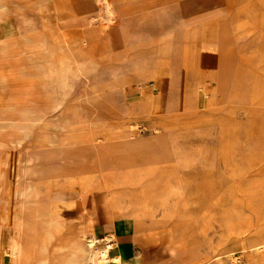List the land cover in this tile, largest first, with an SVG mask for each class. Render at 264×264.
Masks as SVG:
<instances>
[{"label":"rangeland","instance_id":"1","mask_svg":"<svg viewBox=\"0 0 264 264\" xmlns=\"http://www.w3.org/2000/svg\"><path fill=\"white\" fill-rule=\"evenodd\" d=\"M72 1L75 17L66 18L53 0H0V264H10L15 241L13 264H87L81 243L93 230L97 248L110 237L112 258L122 255L109 264H193L170 252L182 229L160 227L166 258L147 245L139 254L90 222L79 196L101 187L123 197L127 219L151 211L154 195L141 184L115 173L96 183L136 161L137 176L151 184L163 172L214 168L221 191L211 193L209 182L187 194L177 180L174 201L196 208H185V220L216 253L245 252L232 240L264 232V0ZM44 47L57 61L29 58ZM216 47L234 56L221 60ZM245 77L248 103L232 102L226 88L234 83L243 94L234 80ZM188 96L198 105L188 106ZM192 135L216 146L188 142ZM93 164L101 173L89 180ZM141 225L153 241L154 217ZM229 256L227 264L248 263L245 253Z\"/></svg>","mask_w":264,"mask_h":264},{"label":"crops","instance_id":"2","mask_svg":"<svg viewBox=\"0 0 264 264\" xmlns=\"http://www.w3.org/2000/svg\"><path fill=\"white\" fill-rule=\"evenodd\" d=\"M53 2H57V4L59 5L60 9L62 7L64 11L63 14H61L60 16L62 17H75V11H74V5H73V1L72 0H53ZM56 4V7H57ZM62 10V9H61ZM75 23L77 24V19L75 20ZM89 25V23H88ZM87 26V25H85ZM216 49L219 51V53L221 54L220 59L224 60L226 58L231 59L234 56L233 51H228L227 54L223 53V51L220 49V47H216ZM226 56V57H224ZM231 82H233V80H231ZM234 82L239 83V86H242V93H238L237 90H240L239 87L236 89L233 88L234 83L232 84V86L226 88V92H228L229 97H231V101L232 102H236L238 104H246L249 101V92H250V88H251V82H249V77H245L243 80L240 79H235ZM188 99L191 100V103L188 104V106H191L192 104H197L199 103V99L197 97H190L188 96ZM245 100V101H244ZM164 134V135H163ZM160 135V139H165V141H168V134L165 135V133H163ZM163 136H166L163 138ZM194 140H201L204 141L205 144L206 142H210L211 144H206V145H210L213 148L216 146V142L212 141V139H203L201 138V136H193L188 140V142L190 141H194ZM211 140V141H210ZM169 149L168 151H162L160 152L158 155L159 156H163L165 158H167ZM158 156V157H159ZM153 157V156H152ZM155 160L159 159L156 157H153ZM234 164V161L232 162ZM134 166L139 165V162L136 161L133 163ZM208 169H210V171H208L205 174V167H200L197 169H192V170H176V172L172 173V177L174 179H177L181 182V188L183 190V192H186L187 187L193 186L194 189H198L200 191H203L204 187L209 186V182H211L212 185L216 184V190H212L211 193H218L219 191H221L222 189H220L221 187V180L220 177L217 176V174L215 173L214 168L212 167H207ZM131 170H133V167L130 166H126L123 165V167L121 169L118 170H113V171H108L106 172V174L98 179L96 181L99 182L100 180L104 179L105 176L109 173H115V174H119L121 175L123 178H126L128 180L134 181L136 183L141 184L144 188H146L148 191H150L153 195H154V199H155V195L156 198L158 197L157 191H156V187L151 184L148 180L145 179H141L136 175H133V173H131ZM180 171H188L190 172L189 175L187 177H183L180 174ZM196 173V174H193ZM87 175H97L99 173H101L100 168H97L95 164H93V168H91L88 172H86ZM74 174V173H73ZM71 173V180H75L77 177L79 176H85V178L87 177V175H73ZM202 175L207 176L208 178H203ZM238 175H232L231 174V178L233 177H237ZM190 177H196L194 178V180L192 182H188V178ZM207 179V181H206ZM206 182H208V185L206 184ZM183 183V184H182ZM225 192V191H224ZM82 195L79 196V200L85 204V207L87 209V215H89L90 217V222L93 224V227L96 226H100V227H106L105 229H109L111 232H113L117 237L124 239L125 245L127 243L130 244V247H134L137 249L136 252H138L140 254L141 252V248H143L144 250L148 251V249L146 248V245L152 249L154 251V253L156 251H159L160 253H162L166 258L168 256L167 250H162L161 246L157 245V239H161L160 237L157 238V235L159 233H161L163 230H160V227H164V228H171L175 233L182 229L183 230V234L179 239V242L175 243L171 248H170V252L172 254L179 252L182 256H190L192 254H194L195 252H197L200 255L206 254L207 252L210 251L209 247L207 245H205L204 241V236L199 233L198 231L196 233H192L191 230H193V221L192 220H183L181 216H179V211L181 210L177 204L175 203L174 200H171V205L172 207L170 209H164L162 207L159 206V202L156 204V209L155 208V200H154V205L151 209V211L147 212L146 215L140 220L137 221L135 220L134 223H131L130 220L133 218H126L122 216V209H124L123 205H124V201H123V197H119L118 195H115L114 193L109 192L107 189L104 188H98L92 191H88V192H81ZM226 193H233V191L226 189ZM188 194V193H187ZM203 195V193H198ZM189 196V195H188ZM159 199V197H158ZM134 200H137L134 198ZM159 201V200H158ZM191 206L188 205V203H186L185 208L188 209L189 211L192 210V212L194 211V209H196L194 206L191 207L192 209L190 210ZM127 209V208H126ZM135 209H133L132 211H134ZM154 211V213L152 214V212ZM153 215L154 216V221L156 223L155 227L152 228V230L150 231V234L155 236L153 238V241H149L148 239V235L147 232L145 230V227H143L141 225V222L144 218H146L149 215ZM220 214V212L218 213V215ZM149 219V218H148ZM95 231V230H94ZM110 231L105 232V234H108ZM149 234V235H150ZM217 235V234H216ZM163 236V234H162ZM218 238V235H217ZM251 235L247 234L244 236V238H239V239H234L232 240V244H235V246L239 245L246 249L245 252H243V250L240 251H236V250H231V247H221L220 249L222 250V248H224V253H223V257H224V261L226 262L228 260V258L230 257L229 255L232 253H245L246 254V258L248 259V261H252L255 256V247H251L250 249L247 248L248 245V241L249 239H251ZM171 241V240H170ZM164 245V244H163ZM161 247V248H160ZM200 247H202L200 249ZM255 248V249H254ZM249 249V250H248ZM249 251V252H248ZM121 255V254H120ZM128 255V253H127ZM122 258V255H121ZM123 259V258H122ZM153 262H157L159 259V256L154 254L152 256ZM166 264V263H165ZM168 264H174V262H170Z\"/></svg>","mask_w":264,"mask_h":264},{"label":"bare ground","instance_id":"3","mask_svg":"<svg viewBox=\"0 0 264 264\" xmlns=\"http://www.w3.org/2000/svg\"><path fill=\"white\" fill-rule=\"evenodd\" d=\"M91 33H89V37L88 40L90 42L91 39ZM88 36V35H87ZM10 43V42H9ZM5 46V45H4ZM87 46H89L87 44ZM3 47V45H2ZM38 50V49H37ZM86 52V51H84ZM68 56L71 57V54L69 52H67ZM29 58L32 59H52L53 61H57V56H54L53 58L50 57V53L48 52V47H44L42 50H39V52L31 54L29 56ZM74 61V60H72ZM31 63V62H30ZM83 63V62H82ZM31 65V64H30ZM47 67L50 65H46ZM44 68V67H43ZM21 70V69H20ZM26 70V69H25ZM24 70V71H25ZM27 71V70H26ZM19 72V71H18ZM25 73V72H24ZM21 74V73H20ZM27 74V73H26ZM34 76V75H33ZM96 85V84H95ZM191 97V96H189ZM190 102V100H189ZM189 104V103H188ZM117 136H122L121 134H117ZM117 138V137H115ZM134 156V154L132 155ZM130 158H132L130 156ZM119 168L121 169V167H123V165H126L128 167L132 166L134 167L132 162H123V163H119ZM174 164V163H173ZM182 164V163H181ZM170 165V164H169ZM172 166V165H171ZM176 166H174L175 168ZM173 168V171H174ZM140 169H138L139 171ZM168 170V169H167ZM157 171V170H156ZM153 172V170H152ZM158 172V171H157ZM168 172V171H167ZM176 172V171H175ZM131 173H133V175H136L135 170H131ZM155 173V172H154ZM165 172H163L160 176H156L155 180L152 182V184L156 187V191L158 194V197L156 198L155 195V208L156 209V204L159 202V206L164 208V209H170L172 207L171 205V200H174V195H175V191L177 189V179H174L172 177V174L170 175H166L164 174ZM173 173V172H172ZM140 174V173H139ZM159 174V173H158ZM141 175V174H140ZM89 177V176H88ZM139 177V176H138ZM88 180V178H86ZM90 180V177H89ZM96 181V180H95ZM90 181L87 182V184ZM86 183V181H85ZM91 183V182H90ZM94 183V182H93ZM86 184V185H87ZM159 200V201H158ZM177 204V203H176ZM178 206V205H177ZM181 210L179 211V216L182 217L183 220L186 219V212H185V208L183 209V207L181 208L180 206H178ZM154 213V211L152 212V214ZM151 214V216H153ZM154 217V216H153ZM134 220H131V222ZM144 221V219L142 220V222ZM134 223V222H133ZM45 225V224H44ZM242 232H239V234H241L240 236H242ZM264 232H257L256 235L257 237H254L253 239H251L247 245V248H251V247H255V258L252 261H248L247 264H263L264 263V241H258V238L264 237ZM260 236V237H259ZM86 238L84 239V242L81 243L82 246V256L85 258V261L87 262V264H109L112 261H120L121 255L118 254L114 259L112 258V253L115 250L116 245L114 243L111 242L110 237L109 240L107 241V247L105 249H100L97 248V243H99V241L101 240L100 238H97L94 235V230L93 233L90 237L85 236ZM21 244V243H20ZM10 264H13V261L18 258L19 254L21 253V248L19 245L18 241H15L14 243L11 244L10 246ZM210 251L207 252L206 254L200 255L197 252H195L194 254L189 256L190 262H193V264H207L208 262H215L216 264H227L223 259L224 257L222 256V254L220 253H216V247L214 245L209 247ZM248 249V250H249ZM249 252V251H248ZM74 258V257H72ZM230 258V257H229ZM20 259V258H19ZM233 261V260H232ZM234 262V261H233ZM181 264V263H180ZM183 264V263H182Z\"/></svg>","mask_w":264,"mask_h":264},{"label":"built area","instance_id":"4","mask_svg":"<svg viewBox=\"0 0 264 264\" xmlns=\"http://www.w3.org/2000/svg\"><path fill=\"white\" fill-rule=\"evenodd\" d=\"M240 262V261H239Z\"/></svg>","mask_w":264,"mask_h":264}]
</instances>
